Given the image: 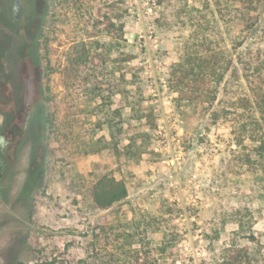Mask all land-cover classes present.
Returning <instances> with one entry per match:
<instances>
[{
	"label": "rangeland",
	"instance_id": "1",
	"mask_svg": "<svg viewBox=\"0 0 264 264\" xmlns=\"http://www.w3.org/2000/svg\"><path fill=\"white\" fill-rule=\"evenodd\" d=\"M21 1L17 20L0 0V264H107L141 240L170 242L177 264L221 263L230 245L264 264V0L235 48L220 16L217 35L196 13L162 20L158 0H114L134 59L117 63L102 35L112 58L88 98L66 89L63 55L96 33V1ZM214 65L228 66L218 84ZM106 173L129 195L101 211L91 194Z\"/></svg>",
	"mask_w": 264,
	"mask_h": 264
},
{
	"label": "trees",
	"instance_id": "2",
	"mask_svg": "<svg viewBox=\"0 0 264 264\" xmlns=\"http://www.w3.org/2000/svg\"><path fill=\"white\" fill-rule=\"evenodd\" d=\"M95 1V8L89 14V22L92 19V28L96 30V33L79 34L73 39L71 46L63 55L62 75L66 89L83 95L85 98L100 97L104 92L101 85L103 83L99 78L104 76L103 71L112 58V50L98 41L102 35L106 34L114 41L113 48L120 54V57L115 58L117 63L123 64L134 59L133 55L123 51L126 38L122 15H114L105 9L109 4H113L111 8H114L116 5H114V0ZM182 1L184 3L181 4L180 0H158L164 9L161 19L168 22L178 19V15L191 17L193 13H196L197 26H207L215 34L220 35V16L227 19L225 24L228 38H222L223 43L229 42L234 48L239 44L235 31L250 29L254 18L253 14L260 13L262 10V0H225L224 5L218 0L214 4L209 0H194L200 4V7H190V0ZM71 2L73 3L74 0H68L69 5ZM219 41L217 38L213 44L218 46ZM209 43L208 39L203 42V44ZM227 67L218 69L217 65H214L211 68L209 75L213 76L216 84L223 80L228 71ZM180 83H184L183 79H180ZM257 141L260 142L258 156L264 170V135L258 137ZM91 195L96 207L101 211H106L126 200L129 193L124 180H118L112 174L106 173L97 179ZM126 242L125 244L118 243L113 248L114 251L110 253L107 264H177L178 256H172L170 242H164L159 247H154L144 240ZM135 244L138 247H134ZM247 257L246 248L230 245L220 252L222 262L218 264H242Z\"/></svg>",
	"mask_w": 264,
	"mask_h": 264
},
{
	"label": "flooded vegetation",
	"instance_id": "3",
	"mask_svg": "<svg viewBox=\"0 0 264 264\" xmlns=\"http://www.w3.org/2000/svg\"><path fill=\"white\" fill-rule=\"evenodd\" d=\"M22 1L21 0H14L12 6H11V15L17 19H21V13H22ZM33 124V118L29 117V119L26 120L24 124V129H29L32 127ZM1 136V135H0ZM4 143L3 137H0V142ZM7 158L5 154H2L0 152V178H3L7 173Z\"/></svg>",
	"mask_w": 264,
	"mask_h": 264
}]
</instances>
